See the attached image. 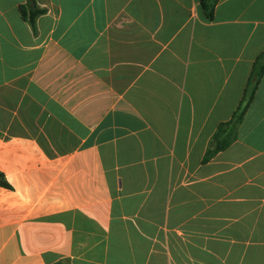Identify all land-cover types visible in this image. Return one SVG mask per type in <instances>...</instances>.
<instances>
[{"label":"crops","instance_id":"obj_1","mask_svg":"<svg viewBox=\"0 0 264 264\" xmlns=\"http://www.w3.org/2000/svg\"><path fill=\"white\" fill-rule=\"evenodd\" d=\"M0 0V264H264V0Z\"/></svg>","mask_w":264,"mask_h":264},{"label":"trees","instance_id":"obj_2","mask_svg":"<svg viewBox=\"0 0 264 264\" xmlns=\"http://www.w3.org/2000/svg\"><path fill=\"white\" fill-rule=\"evenodd\" d=\"M219 0H200L203 13L208 20H213L214 12ZM21 15L27 21L33 32L37 33V20L44 15L46 11L40 8L36 0H27L25 6L20 7ZM264 76V52H262L255 63L253 64L251 75L243 96V99L234 112L232 118L225 123L219 124L209 148L206 152L204 162H209L218 153L226 151L231 147L237 138V133L243 119L252 103L258 85ZM0 185L5 188H10L3 176L0 174ZM65 264V263H58Z\"/></svg>","mask_w":264,"mask_h":264}]
</instances>
